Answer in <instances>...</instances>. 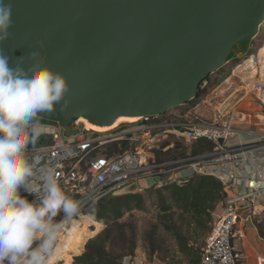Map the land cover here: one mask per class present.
<instances>
[{"label":"water","instance_id":"obj_1","mask_svg":"<svg viewBox=\"0 0 264 264\" xmlns=\"http://www.w3.org/2000/svg\"><path fill=\"white\" fill-rule=\"evenodd\" d=\"M6 3L12 27L0 50L13 64L47 67L66 78L67 107L36 117L65 128L80 118L107 127L121 117L154 118L190 104L264 24V0ZM137 193L132 183L112 196Z\"/></svg>","mask_w":264,"mask_h":264},{"label":"built area","instance_id":"obj_2","mask_svg":"<svg viewBox=\"0 0 264 264\" xmlns=\"http://www.w3.org/2000/svg\"><path fill=\"white\" fill-rule=\"evenodd\" d=\"M263 28L264 24L255 40L263 36H259ZM251 49V52L231 58L226 68L211 75L200 88H208L209 84L229 78L239 84L244 98L252 96L264 104V40L261 46ZM34 122L44 125V128L36 143L29 144L26 156L34 163L36 170L54 169L59 186L78 203L80 209L79 215L70 220L64 219L63 214L56 220L61 222V230L55 251L70 234L71 225L90 216L94 206L112 196L115 191L136 183L142 193L147 189L139 186L144 179L152 180L150 186L159 189L170 184L185 185L189 178L179 177L178 171L190 164L194 168V175H210L218 179L224 186L225 194L223 201L211 213L212 228L202 248L200 264H248L239 243L244 236L241 231H236V227L243 220L245 223L253 222L262 201L257 196L258 191L253 188L241 191V180H253L256 173L264 172V145L231 146L232 116L219 111L214 124L201 125L191 119H178L176 113L170 112L164 116L141 118L136 123L120 125L107 133L89 131L79 121L73 122L71 132L70 128L58 122L37 118ZM172 135L189 143L203 140L212 142L214 151L207 157L209 160L203 161V165L193 159L189 164L187 162L190 159L157 164L153 151L157 144H162ZM221 139L225 141L224 145H220ZM126 142L128 146L121 154L101 152L111 145L121 149ZM146 148L151 151L150 154ZM81 166H85L84 170ZM20 194L30 196L23 189ZM123 264L143 263L134 257H127Z\"/></svg>","mask_w":264,"mask_h":264},{"label":"clouds","instance_id":"obj_3","mask_svg":"<svg viewBox=\"0 0 264 264\" xmlns=\"http://www.w3.org/2000/svg\"><path fill=\"white\" fill-rule=\"evenodd\" d=\"M11 27V4L0 0V44ZM68 92L61 73L13 64L0 50V264H51L61 230L55 218L79 215L78 203L61 189L55 170H36L26 156L44 128L35 118L57 105L67 107ZM21 189L35 199L21 196Z\"/></svg>","mask_w":264,"mask_h":264},{"label":"rangeland","instance_id":"obj_4","mask_svg":"<svg viewBox=\"0 0 264 264\" xmlns=\"http://www.w3.org/2000/svg\"><path fill=\"white\" fill-rule=\"evenodd\" d=\"M262 31H264V28ZM263 40L264 35L259 40H253L247 44L238 46L235 49L233 56L235 57L241 55L242 53L247 51L251 52V48L261 46ZM209 87V93H207L208 95L204 98V100H201L199 102L196 101L195 104H191V106H188V108L182 107L178 110H172L170 112L174 114L177 113V116H184L185 111L188 112L189 110H193L191 119L194 120V123L201 125H211L216 122L217 114L220 111L224 114L229 115V117H233L232 137H237L239 135L248 133L260 139H264L263 103L252 96L244 98V92L240 91L239 84L229 78L225 81H219L215 84H209ZM76 121H79V119ZM79 124L82 123L79 122ZM127 124L129 123H125L122 125ZM72 130L73 129L70 128L69 132H71ZM168 141L175 144L176 147V151L171 156H177L186 150L190 153V150H192L195 145L199 144L198 142L189 143L185 139L177 138L173 135L170 137V139H168ZM201 142L205 143L206 141L203 140ZM198 146H200V144ZM146 150L148 151V154H150L151 151L147 148ZM160 159L165 161L171 159V157L161 156ZM84 168L85 166H81L82 170H84ZM165 179L169 180L167 177H165ZM139 186L147 188L142 193L139 192L137 194H133L143 197V203L141 207L134 205L129 210L125 209L124 216L121 219V223H124L128 226L127 230L129 232V235H133V241L136 244L134 258H136L140 263L143 264H200L198 262H195L194 259L196 257H200L199 250L203 248L205 240L211 232L212 226L210 225L209 230L196 228L195 224H193V221L189 219L190 215L188 213H182L181 210L177 209L176 204L173 202V200H171L172 198L170 196L169 190H161L157 187H151L149 180H145L142 183L140 182ZM148 187L150 189H148ZM110 198L111 196L103 199V201H106ZM165 207H171L172 212H168L167 214H165ZM62 214L63 213H61L60 216ZM171 215H174V219L175 222H177V225L182 226L181 230H192L190 234L191 236L189 238V250H184L183 252H181L174 232H168L165 230L164 225L170 222L169 219L171 218ZM58 217H56L55 219L57 220ZM86 220L87 219H85V221ZM88 225L89 224L87 222L84 223V226H86V232L91 230V232H88L91 234L92 232H95V234L98 235L105 229V226L102 224L100 232L97 233L98 228H96V230L87 228ZM74 226H77L80 232V223L77 222L74 224ZM155 231L158 233L161 251L152 255L150 252V237ZM76 234L77 235H75V237L72 239L68 248V250L74 251L71 253H66L70 256L66 257V255L62 253L59 258L51 264H54L60 258H64L67 260H70L71 258L73 259V257L71 256H74V253L79 252V245L82 243L83 239L80 238L78 233ZM64 241H66V239L62 240V242ZM190 252H192V255H194L193 257L192 255L189 256Z\"/></svg>","mask_w":264,"mask_h":264},{"label":"trees","instance_id":"obj_5","mask_svg":"<svg viewBox=\"0 0 264 264\" xmlns=\"http://www.w3.org/2000/svg\"><path fill=\"white\" fill-rule=\"evenodd\" d=\"M240 46V45H239ZM238 47V46H237ZM236 47V48H237ZM235 48V49H236ZM233 50V53L235 52ZM233 53L230 57L233 58ZM210 87L199 89L196 99L192 101L187 106L195 104L196 101L204 100L208 95ZM195 145V147L180 153L179 155L171 156L175 151L176 147L169 148L167 151H163L165 148L171 145V142L166 140L162 143L160 149H155L153 151L155 155V162L157 164L178 161L184 159H190L187 164L193 162L192 158L203 156L204 154H209L214 151L215 145L212 142L206 141ZM126 143L123 144V148L119 149L117 145H111L106 148V150H101L109 155H118L124 152ZM161 156H169V160H161ZM87 158V155L84 158ZM162 190V189H161ZM163 190H169L171 200L176 204L177 209L181 210L182 213H188L190 215L189 219L193 221L196 228H201L204 230H209L212 224L211 213L217 208L221 201L224 199V186L222 183L213 176L210 175H193L189 182L185 185L170 184L167 185ZM29 201L35 199L34 196H24ZM143 203V197L140 195H125L119 197H112L106 201H101L94 206L91 210L90 216L94 220V224L97 226V233L100 232L102 224L105 229L98 235L92 232L91 235L95 234L94 238L88 240L85 251L79 256L73 258L72 264H123V260L127 257H135L136 244L133 241V235H129L127 230L128 226L121 223V219L124 216V210H129L132 206L141 207ZM165 214L172 212L171 207L164 208ZM88 222L93 221L92 219L86 218ZM170 222L164 225V228L168 232H174L176 240L180 251L189 250V241L191 229L181 230L182 226H178L175 222L174 215H171L169 219ZM209 225V228H208ZM212 228V227H211ZM86 232L80 228L77 231L80 238H84V233ZM77 235V234H76ZM151 254L159 253L161 251L158 233L155 231L152 233L151 237ZM82 244V243H81ZM74 250H67L63 252L66 257ZM201 250H199L200 257L194 259L195 262L200 263L201 261ZM192 252L189 253V256ZM194 255H192L193 257ZM64 260L60 258L58 261ZM57 261V262H58ZM70 261L69 259L67 260ZM55 262V263H57ZM54 263V264H55Z\"/></svg>","mask_w":264,"mask_h":264},{"label":"crops","instance_id":"obj_6","mask_svg":"<svg viewBox=\"0 0 264 264\" xmlns=\"http://www.w3.org/2000/svg\"><path fill=\"white\" fill-rule=\"evenodd\" d=\"M188 108V106H184V108ZM185 111V109H184ZM177 114V113H176ZM193 114V110H189L188 112L185 111L184 116L183 115H176L178 119H191V115ZM193 120V119H191ZM229 144L233 147H242V146H260V145H264V139H260L254 135L245 133L243 135H239L237 137H232L230 139ZM162 144H158L157 145V149H160L159 146L161 147ZM173 143H171L170 146H168L167 148H165L163 151H167L169 148L173 147ZM126 146H128V143L126 142ZM123 148V147H120ZM212 154H204L203 156L200 157H195L192 158L193 160L196 161H200L201 165H203V161L206 162L207 160H209L208 156ZM208 157V158H207ZM205 158V160H203ZM223 167H225V164L222 163L221 164ZM255 168V167H254ZM194 175V168L192 165H186L183 166L182 169L180 171H178V176L181 178H191ZM150 181V184L152 183V180L147 179ZM145 181L142 180L141 183ZM253 188L256 191H258L257 196H260L261 199V205L260 207H258L257 210V215L254 217L253 222L251 223H245V221L243 220L242 222H239V224L236 227V231H241L243 233L244 238L240 240V244L242 245L243 248V252L244 255L246 257V260L248 262V264H264V172H258L256 173V176L254 177L253 180H249L247 181L246 179L241 180V191H247L248 188ZM89 218L92 219L91 216H87L83 219L78 220V222L80 223V228L82 227V230L85 231L86 226H84V223H88V227L87 228H91V229H95L96 230V225L93 223V221H91L90 223L85 219ZM88 232H91L88 231ZM85 232L84 233V238L82 240V244L79 245V252L78 253H74V256L71 257H75V256H79L81 254H83V252L85 251V246H86V242L90 239L93 238L95 236L91 235V233ZM73 263V259L71 258L70 261L68 262L67 259L64 260H60L55 264H72Z\"/></svg>","mask_w":264,"mask_h":264},{"label":"bare ground","instance_id":"obj_7","mask_svg":"<svg viewBox=\"0 0 264 264\" xmlns=\"http://www.w3.org/2000/svg\"><path fill=\"white\" fill-rule=\"evenodd\" d=\"M141 118H129V117H121L119 118L116 123L112 126H107V127H100L94 124H91L88 120L84 119V118H80L79 122L82 123L85 128L89 131H94V132H98V133H107L110 132L114 129H116L117 127H119L122 124L125 123H135L140 121ZM78 227L71 225L70 227V234L64 238L66 239V241L60 243L59 247L57 248V250L54 252V255L52 257V262H54L55 260H57L59 258V256L68 250L69 248V244L71 243L72 239L75 237L77 231H78Z\"/></svg>","mask_w":264,"mask_h":264}]
</instances>
